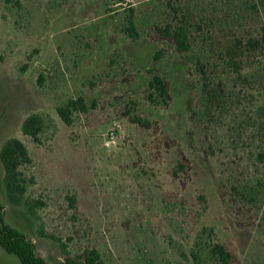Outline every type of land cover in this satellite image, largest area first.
I'll use <instances>...</instances> for the list:
<instances>
[{"label":"rangeland","instance_id":"1","mask_svg":"<svg viewBox=\"0 0 264 264\" xmlns=\"http://www.w3.org/2000/svg\"><path fill=\"white\" fill-rule=\"evenodd\" d=\"M78 97L87 112L66 126L55 108ZM31 114L52 120L38 144L21 131ZM10 138L32 163L20 205L0 164L4 220L48 264L90 250L193 264L204 227L232 264H264V0H0V146ZM0 264L21 263L0 250Z\"/></svg>","mask_w":264,"mask_h":264},{"label":"trees","instance_id":"2","mask_svg":"<svg viewBox=\"0 0 264 264\" xmlns=\"http://www.w3.org/2000/svg\"><path fill=\"white\" fill-rule=\"evenodd\" d=\"M11 1V0H10ZM123 31L131 39H137V31L133 20V10H129L126 19V26ZM161 32V31H160ZM163 35L172 37L179 48H185V28L172 29L167 26ZM262 40V39H261ZM263 41V40H262ZM258 43V42H257ZM256 43V44H257ZM41 82V78H39ZM149 88L158 93L159 98L165 101L167 89L163 80L155 76ZM150 94L148 99L151 103H158V99ZM56 113L60 120L66 125L72 124V116L75 113H86L87 106L82 97L70 98L56 106ZM52 120L47 116L39 114L29 115L21 125L23 135L30 137L35 143H40L39 135L47 129ZM31 158L28 155L24 144L17 138H10L0 146V164L4 171L3 187L7 200L12 205H20L26 193L27 180L21 172L22 166L30 165ZM74 205V200L70 199ZM207 233V234H206ZM204 235L214 236L212 228H202L197 235V242L190 252L193 264H232L231 254L220 243L208 240L207 244L202 245L201 238ZM0 250L7 255L14 256L21 264H48L35 251V245L21 232L8 225L4 220V207L0 203ZM62 264H104L98 252L95 250L84 251L81 256L75 259H66Z\"/></svg>","mask_w":264,"mask_h":264}]
</instances>
